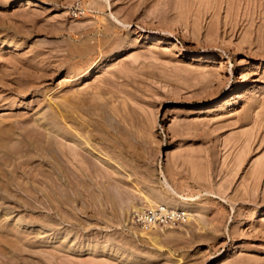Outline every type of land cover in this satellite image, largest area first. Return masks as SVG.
<instances>
[{
    "label": "rangeland",
    "instance_id": "rangeland-1",
    "mask_svg": "<svg viewBox=\"0 0 264 264\" xmlns=\"http://www.w3.org/2000/svg\"><path fill=\"white\" fill-rule=\"evenodd\" d=\"M52 104L106 162L53 173ZM129 263L264 264V0H0V264Z\"/></svg>",
    "mask_w": 264,
    "mask_h": 264
},
{
    "label": "bare ground",
    "instance_id": "bare-ground-1",
    "mask_svg": "<svg viewBox=\"0 0 264 264\" xmlns=\"http://www.w3.org/2000/svg\"><path fill=\"white\" fill-rule=\"evenodd\" d=\"M29 1V0H28ZM31 3V2H30ZM27 6V5H26ZM32 7V6H31ZM36 7V6H35ZM38 7V6H37ZM129 47V46H128ZM107 53V52H106ZM111 53L107 54L105 57H111L113 55H110ZM104 58V55L101 59ZM105 68V67H104ZM95 67H88L87 69H85L82 72H75L74 71V75L72 77V79L69 82H80L83 81L84 79L90 77L92 75V73L94 72ZM230 100L225 101L224 105H229L230 104ZM51 109L54 110V113L51 117H49L50 120H52V123L46 124L47 125V129H46V137L45 140L42 144V150L45 151L46 155H48L50 157L51 160H53L52 162L48 161L51 165V169L53 170L54 174L59 175V173L57 172V167H55L56 165L60 167V169L62 170L61 172V176L64 175L65 173L67 174L68 171L65 168H62L61 165L63 164L62 162H64L65 164H68L70 162H76L77 166L80 165V167H77L80 172L82 174H84L85 170L87 169V165H89V162L91 163L92 161H88L87 157L82 156L81 154V150H84L85 152L91 153L92 156L94 157V159H97L98 161H104L106 162L107 160L99 153V151L97 152L95 147H93L90 143L91 139H88L87 136L88 132L86 131L85 127L82 125H80V123H78L76 120H74V118H69L68 116L64 115L63 112L61 111V109L56 106L55 104H52ZM105 113V112H104ZM79 121V120H78ZM108 121V120H107ZM64 124V126H61V124ZM106 122V120H105ZM105 124V123H104ZM106 125V124H105ZM112 125V124H111ZM86 126V125H85ZM90 126V125H89ZM86 128H89L88 126ZM111 129V128H110ZM60 132H62L60 134ZM92 132V131H91ZM90 134V133H89ZM43 135V134H42ZM59 138H66V136H70L69 140L71 143L77 144L76 146H69L67 145V152L65 151H61V155L60 157L57 159L55 157V153L58 149H54V145L56 143V137ZM56 139H55V138ZM58 140V139H57ZM66 140V139H65ZM61 141V140H60ZM64 141H62L63 143ZM42 143V142H40ZM65 143V142H64ZM61 144V143H60ZM58 145V144H57ZM37 146V145H36ZM66 146V145H65ZM33 147V146H32ZM62 147V146H61ZM39 149V148H38ZM63 149V148H61ZM80 149V151H79ZM65 150V149H64ZM69 150V151H68ZM68 152L70 154H68ZM41 156V155H40ZM46 156V157H48ZM80 156V158H79ZM64 158V159H63ZM40 160V159H39ZM49 160V159H48ZM110 160V159H109ZM70 161V162H69ZM109 162V161H108ZM44 163V162H43ZM48 163V164H49ZM87 164V165H86ZM94 165V163L92 164ZM68 167V166H67ZM94 167V166H93ZM97 167V166H96ZM91 168V166H90ZM77 169V170H78ZM64 170V171H63ZM101 171V170H100ZM40 172V171H39ZM65 172V173H64ZM41 173V172H40ZM4 174V173H3ZM164 177V176H163ZM2 185V184H1ZM163 185L165 187V189H167V192H169L170 194L174 195L175 197H178L179 199H181L182 201L180 202H176L174 200L168 199L163 195H153V200L154 202H157L158 204H162V205H158V206H166L168 208L174 209V210H182L186 216H190L191 214H189V212H191L195 207L193 204L188 203L187 199L182 197L181 195H179L167 182L166 179H164ZM12 187V186H11ZM57 187V186H56ZM3 190V189H2ZM151 200H149L148 202L151 204L153 203ZM191 200V199H190ZM18 225L21 226V222L17 223ZM28 225V224H26ZM27 227H29L30 229L33 228V225H28ZM46 229L44 227H36V231L38 234H43L46 233ZM49 231V230H48ZM50 232V231H49ZM55 232V231H54ZM53 236H57L58 234L55 233H51ZM69 235V233H68ZM140 235L145 236L147 235V233L144 232H140ZM65 236H62L61 239H64ZM151 241L153 243H156L157 238L151 239ZM127 257V256H126ZM126 260V259H125ZM129 260V259H128ZM132 260V259H131ZM180 260V259H179ZM124 261V260H123ZM130 261V260H129ZM125 262V261H124ZM180 262V261H179ZM130 264V263H129Z\"/></svg>",
    "mask_w": 264,
    "mask_h": 264
},
{
    "label": "built area",
    "instance_id": "built-area-1",
    "mask_svg": "<svg viewBox=\"0 0 264 264\" xmlns=\"http://www.w3.org/2000/svg\"><path fill=\"white\" fill-rule=\"evenodd\" d=\"M186 215L182 210L165 206L139 207L131 211L129 223L141 230L174 228L185 222Z\"/></svg>",
    "mask_w": 264,
    "mask_h": 264
}]
</instances>
